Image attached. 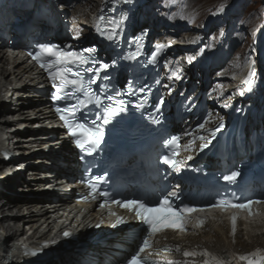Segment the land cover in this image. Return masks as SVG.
<instances>
[{
  "label": "bare ground",
  "instance_id": "6f19581e",
  "mask_svg": "<svg viewBox=\"0 0 264 264\" xmlns=\"http://www.w3.org/2000/svg\"><path fill=\"white\" fill-rule=\"evenodd\" d=\"M30 1L22 0L23 7H27ZM86 2L89 4L86 9L90 10L93 3H89V0H86ZM148 4L155 11L153 0ZM250 6L251 3L248 2L247 4L246 2L242 8L246 9ZM86 9L80 8L78 11H85ZM174 10L177 13L179 12L178 3L175 5ZM72 12L76 14L77 19L80 18L76 8H72ZM88 13L90 12L85 11L83 20H86L84 18H87ZM247 13L248 10L245 15ZM251 34H253V31ZM236 35L241 36L242 34L238 31ZM244 36L246 35L244 34ZM261 36L260 34L258 40ZM250 39L251 37H249ZM240 41H242V37H240ZM240 51L236 52L229 66H223L225 57H219L221 67L224 68L220 69L221 73L213 74L212 79L221 89L215 92L213 97L230 99L229 96H240V91L245 89L243 82L246 79V72L251 67L244 66L242 58L244 53H240ZM186 64L187 59L172 58L169 61V67L175 70L174 76L189 72ZM218 69L216 68V71H219ZM34 71V66L28 63L22 50L0 45V246L2 245L0 248V264H9L12 261L14 248L11 244L6 245L5 242L20 239L17 226L22 225V233L29 231L25 230V227L31 229L32 234L29 238L32 240L43 241L49 239L48 235L41 234L39 229L43 227L52 231L55 227H59V222L68 218V215H70L68 211L73 207L68 204L65 197L71 194L73 189L67 188H80L78 184L72 181L78 172L77 154L74 153L70 140L61 129L53 125V116L46 105L47 100L36 90L37 87H42L39 81L41 77L35 75ZM203 71L207 70L203 68ZM208 76V74H204L205 78H208ZM259 98L264 99L263 93L259 95ZM31 117H36L37 120L33 121ZM40 118L50 119L49 124H46V127H39L41 124ZM35 123H38L37 127ZM6 128L11 131L10 133L6 132L8 137H11L12 134L24 138L35 136L34 139L36 140L11 141L5 144L1 141V132ZM12 149L19 150L20 154L18 157L11 159L7 163L8 166L2 169L1 156L3 152ZM30 160L37 164L34 166L27 165L25 169L19 166V163L29 162ZM41 166L57 172L56 181L51 185V188L53 187L51 193L38 190L42 189L45 184L49 186L52 182L41 178L47 177V173H41L42 176H39L34 171ZM28 180L32 183H29ZM52 195L58 200H49L48 197ZM95 221H98V217L90 212L76 220L78 226L71 230L74 240L79 235L82 236L83 232L89 228H96L95 224L97 223ZM110 229L113 233L121 231L119 227H111ZM142 236L143 234L138 235L137 245H139ZM199 239L220 251L227 250L231 246L227 231L221 226L217 227L214 233L209 232ZM249 241L261 242L262 239L260 234L254 231H246L243 235L237 237V243L243 248L249 246ZM64 242L65 240L62 243ZM82 242L83 240H79L78 244ZM92 247L95 250L103 248L102 245H96L95 243L92 244ZM47 256H52L53 259L44 264H62L64 259L72 256V253L64 248L55 247L47 253Z\"/></svg>",
  "mask_w": 264,
  "mask_h": 264
},
{
  "label": "snow or ice",
  "instance_id": "6c2138e0",
  "mask_svg": "<svg viewBox=\"0 0 264 264\" xmlns=\"http://www.w3.org/2000/svg\"><path fill=\"white\" fill-rule=\"evenodd\" d=\"M130 2L131 0H124L126 4ZM224 7V5H221L218 11L223 12ZM213 14L215 15L216 13ZM98 19L105 21L100 35L114 43L125 28L129 26L126 22L130 20L127 14L123 12L119 16H113L111 19H106L101 13ZM79 35L80 33L77 32L76 38H78ZM146 35L147 32L144 29L140 31L139 36L134 35L129 43L135 45L136 51L128 55H123L121 58L126 61L137 60L143 48V45L139 43L140 37ZM171 43H174V41H170L168 47L171 46ZM165 47L166 45L164 44H155L148 63L156 64L158 62V53ZM96 52L97 49L94 45L83 50L73 51L71 48L61 50L56 45L40 43L38 45V50L29 53L32 59L37 61L42 68L45 67V64L48 65L49 78L52 81V87L54 89L51 94V99L54 102L56 113L60 114V118L68 124V120L64 113L71 112L74 119L77 117L78 113L83 116V119H77L76 122L89 133V144L86 146L82 144L79 139L75 141L82 150V160L101 149V143L104 141L106 134H110L112 131L119 128L124 119L123 114L128 112L130 108L145 114L146 118L152 123L160 124V117L164 115L163 109L167 107V102L163 95H156L155 101L150 102L148 94L152 91L151 85L138 84L136 79L128 80L122 88H110V82L114 77L109 71V68L111 67L114 69L118 61H102L94 54ZM52 71H56V75H52ZM254 77L255 73L249 72L248 79L245 81L248 85L247 91L252 90V80ZM175 78L180 79V76L177 75ZM85 81L87 82V86L85 85ZM98 82V90L91 87V85H95ZM156 83L159 84L160 81L157 80ZM129 89H131V91H129ZM171 91L172 90L169 89V94H171ZM138 92L142 94L143 98L137 96ZM78 93L86 97H94V100L89 99L85 102L79 98ZM239 94L243 96L245 92L240 91ZM180 95L183 94L181 93ZM124 97H127V100L124 99ZM187 99L188 98L185 97V100ZM80 105L84 107H80ZM89 105L94 106V112L86 110L89 108ZM146 106H150V110ZM222 107L226 108L229 107V105L224 104ZM68 126L71 127V124ZM198 127L203 130L205 124L200 123ZM223 127L224 125L221 122L217 128L210 131L207 138L204 136L200 137L201 144L199 153H203L206 149L210 150L212 147H215L212 141L217 138V133L220 132ZM177 139V137L172 136L166 141V145L171 146ZM89 148H91V151H89ZM173 155H175V153ZM187 159L192 160L193 157L189 156ZM163 163L176 168L179 162L165 155L163 157ZM240 176L241 170L239 168H234L228 174L223 175L222 179L225 182L234 184L238 182ZM87 182L92 186V191L96 192L92 179L90 178ZM96 182H98V180ZM99 194L102 196L108 195L107 193ZM176 198V192H167L162 198L158 197L155 200L144 201L142 198L137 197L136 199L125 198L122 201H113L127 209H132L134 206L139 208L140 211L137 212V215L141 217V221L145 226L143 239L140 241L138 248L125 259L124 264H149L148 257L145 256L144 253L152 246L149 242V237L160 231L161 222L157 218L156 213L161 209L171 211L173 206H175L179 213V219H183V213L192 212L194 210L188 206L181 208L180 205L175 204ZM259 202L260 201L246 199L245 201L229 204L228 206L248 209L251 204ZM212 206L215 207L217 205L213 204ZM235 219L236 218L233 217V233L235 232ZM96 226L99 227V225ZM63 235L65 238H68L71 233L65 231ZM196 254L195 252H184L185 257L195 256ZM31 255L35 256L37 253L33 252ZM149 255H151V253H149ZM201 255L208 257L210 254L204 251ZM213 259L216 261V264H231V262L221 261L215 257ZM234 259L242 262V264H264V254L261 253L260 249H256L251 253L239 255L238 257H234ZM169 264H172V262H169ZM204 264H208V261L205 260Z\"/></svg>",
  "mask_w": 264,
  "mask_h": 264
},
{
  "label": "rangeland",
  "instance_id": "374dc122",
  "mask_svg": "<svg viewBox=\"0 0 264 264\" xmlns=\"http://www.w3.org/2000/svg\"><path fill=\"white\" fill-rule=\"evenodd\" d=\"M192 1V2H191ZM209 2L211 1V0H208ZM189 2H191L190 3V6L188 5V8L189 7H191L194 3H195V1H193V0H185V5H187ZM203 19H204V17H202ZM254 22L252 21V23H251V26L253 27L254 26V24H253ZM251 26H249V27H251ZM255 28H256V26H254V30H255Z\"/></svg>",
  "mask_w": 264,
  "mask_h": 264
},
{
  "label": "water",
  "instance_id": "95a60500",
  "mask_svg": "<svg viewBox=\"0 0 264 264\" xmlns=\"http://www.w3.org/2000/svg\"><path fill=\"white\" fill-rule=\"evenodd\" d=\"M74 150V149H73ZM74 153L76 154L75 150H74Z\"/></svg>",
  "mask_w": 264,
  "mask_h": 264
}]
</instances>
